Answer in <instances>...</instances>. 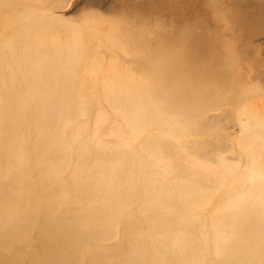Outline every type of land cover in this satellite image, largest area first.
I'll return each mask as SVG.
<instances>
[{"label":"rangeland","instance_id":"rangeland-1","mask_svg":"<svg viewBox=\"0 0 264 264\" xmlns=\"http://www.w3.org/2000/svg\"><path fill=\"white\" fill-rule=\"evenodd\" d=\"M49 57L28 85L19 66ZM115 77L147 100L138 120L109 103ZM2 98L1 264H48L56 237L71 264H183L152 247L218 215L258 230L252 202L227 205L264 180V0H0ZM44 100L63 106L41 130Z\"/></svg>","mask_w":264,"mask_h":264},{"label":"bare ground","instance_id":"bare-ground-1","mask_svg":"<svg viewBox=\"0 0 264 264\" xmlns=\"http://www.w3.org/2000/svg\"><path fill=\"white\" fill-rule=\"evenodd\" d=\"M15 43V42H14ZM17 43V42H16ZM17 45V46H16ZM16 46V47H15ZM14 48V50L19 49V44H13L11 46ZM40 49V47L36 46L35 50ZM18 56V54H17ZM52 60L51 57L47 59L46 62H41L37 66H31L29 62H24L22 65L19 66V69L21 70V73L27 78L28 85L32 86H38L40 84V73H38V68H43L47 64L50 63ZM64 76V74L60 73L58 74V77L61 78ZM30 81H29V80ZM121 79V78H120ZM119 77H115L113 81L111 82L112 85V91L110 95L108 96V101L113 106H124V107H133L132 112L130 114H127L126 118L129 120H138L140 115L138 111H145V105L147 103V100L140 97L138 90H131L129 87L124 86L123 81L120 80ZM67 82V81H66ZM70 82V81H69ZM68 82V83H69ZM166 85H169V81L167 79H164ZM160 81L157 82L156 85H158ZM166 90H171L165 88ZM153 93L155 92V88H152ZM138 94H136V93ZM165 92V91H163ZM177 96L172 95V102L174 104V101ZM9 99L2 98L0 102V113L3 108L6 107L10 110L9 105ZM11 102V101H10ZM58 103L60 102H52V101H45L42 103L41 107L38 109L39 119L37 126L41 130L44 129L46 124L44 123V119L48 111L57 109L59 107ZM63 106V104H60ZM167 105V104H166ZM169 107V104L167 105ZM171 106V105H170ZM5 109V110H7ZM6 114L5 112H3ZM2 114L4 117L5 115ZM11 115V114H10ZM8 116V115H7ZM138 117V118H137ZM9 118V117H8ZM141 122L135 123L136 127H141ZM1 126V125H0ZM154 137V136H153ZM153 137L150 138V140H153ZM150 143L146 142L145 147H149ZM153 146V145H152ZM151 146V147H152ZM149 149V148H148ZM230 179H232L231 173L227 175ZM258 179H264V173L262 175L258 176ZM114 181H118L117 178L114 179ZM242 181V180H241ZM237 181H234L231 183V189L232 185L235 184ZM253 189L251 191H241L237 192L238 196L234 197L230 205H227L229 209L236 210V208L239 209L237 203L238 202H246L247 204L252 202L251 206L248 207V209H258V215L257 218L259 220L258 224L255 222V225L258 226V230L253 233L252 224L249 222V220L253 217V214L248 216V219L238 217L235 214H232L227 217L223 216H214L213 217V225L209 229H201L200 234L203 235L202 238L196 239L191 232L189 234L182 233L179 236H175V238L169 242V243H160L159 241L155 246L152 248H155L156 250L162 249V248H168L171 249V252L176 253L175 260L181 261L183 264H203V262L206 260V257L208 255V252L214 251L219 252V257L214 258L212 260L213 263L211 264H264V180H258V182L255 180L252 181ZM241 196V197H239ZM177 197L175 198H169L164 202V206L168 208L176 207L177 203ZM237 205V207H236ZM13 208V205H10ZM9 206V207H10ZM244 208H242L243 210ZM233 220L237 222L236 224H232ZM246 221V222H245ZM245 222V224H244ZM17 221L13 220L12 226L16 225ZM237 224L238 227L236 226ZM244 224V225H243ZM191 226H188L187 231H190L192 228ZM240 228V229H239ZM242 229V230H241ZM15 231H10V234H12ZM192 231V230H191ZM239 231H242L241 233ZM7 232V231H6ZM193 232V231H192ZM231 235L236 236L235 238H240L239 243L235 244L234 246L228 245V239L231 240L233 237H223V235ZM9 235V231L6 234ZM13 235V234H12ZM191 235V236H190ZM215 236V242L212 243V245H209L207 241L203 240L205 236ZM181 240V243H178L179 240ZM15 239V238H14ZM13 239V240H14ZM184 239V240H183ZM12 240V241H13ZM2 238L0 237V244L2 245ZM168 247H166V246ZM225 245V246H224ZM66 246V247H65ZM65 247V248H64ZM197 247V249H189V248ZM69 249L70 254L66 251L68 256H61L60 255V249ZM50 250L52 253L48 258V264H54L53 262L56 260L57 264H71L72 258L74 257V254H76V248L75 245H71V240L67 239H61V238H54L52 245L50 247ZM221 255V256H220ZM5 259L4 255L1 253L0 250V264ZM151 262H153L152 257L150 258ZM168 260L164 259L160 261V259H157V262L154 264H167Z\"/></svg>","mask_w":264,"mask_h":264}]
</instances>
